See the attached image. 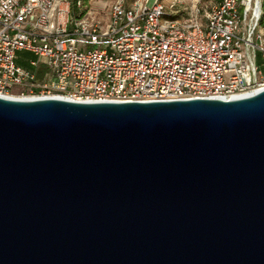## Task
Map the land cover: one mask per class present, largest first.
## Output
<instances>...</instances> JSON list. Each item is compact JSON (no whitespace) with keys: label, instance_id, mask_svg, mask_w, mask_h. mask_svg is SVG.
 Returning <instances> with one entry per match:
<instances>
[{"label":"water","instance_id":"water-1","mask_svg":"<svg viewBox=\"0 0 264 264\" xmlns=\"http://www.w3.org/2000/svg\"><path fill=\"white\" fill-rule=\"evenodd\" d=\"M0 264H264V90L0 96Z\"/></svg>","mask_w":264,"mask_h":264},{"label":"built area","instance_id":"built-area-1","mask_svg":"<svg viewBox=\"0 0 264 264\" xmlns=\"http://www.w3.org/2000/svg\"><path fill=\"white\" fill-rule=\"evenodd\" d=\"M57 1L0 0V96L151 102L264 90L262 0H219L185 26L167 19L161 0H119L106 28ZM21 52L37 56L34 69L18 64Z\"/></svg>","mask_w":264,"mask_h":264},{"label":"rangeland","instance_id":"rangeland-1","mask_svg":"<svg viewBox=\"0 0 264 264\" xmlns=\"http://www.w3.org/2000/svg\"><path fill=\"white\" fill-rule=\"evenodd\" d=\"M71 4L75 2V0H67ZM119 0H84L85 2V11L86 16L84 19L91 24H99L103 27H107L110 20L111 9L115 2ZM128 4H132L134 1L142 2V5H146L147 2H151L153 0H125ZM219 0H161V2L167 7L168 11V20H173L181 25H189L196 21H201L203 16L202 13L217 3ZM59 4V0L56 3L55 9L57 10ZM198 10L201 11L198 14ZM77 12L76 5H72V16H74ZM55 21H56V13H54ZM23 57H25V61H20V64L27 69H34L30 66L31 60H38L37 56L29 53V52H21L19 53ZM40 63L43 60H39ZM261 62V60H260ZM46 75H49V70L45 66H40L38 72V78L43 79ZM22 91V87L14 86L11 88V92L13 94L20 93Z\"/></svg>","mask_w":264,"mask_h":264},{"label":"trees","instance_id":"trees-1","mask_svg":"<svg viewBox=\"0 0 264 264\" xmlns=\"http://www.w3.org/2000/svg\"><path fill=\"white\" fill-rule=\"evenodd\" d=\"M79 1H81L82 2V4H83V9H79V7L77 6V3L79 2ZM73 4H75L76 5V9H77V12L75 11V15H74V17H77V16H79V15H85L86 14V11H85V2H84V0H75V2L73 3ZM73 4H71V11H72V5ZM262 12H263V15H264V0H262ZM25 58V57H24ZM18 64L20 65V66H22L21 64H20V61H19V59H18Z\"/></svg>","mask_w":264,"mask_h":264},{"label":"bare ground","instance_id":"bare-ground-1","mask_svg":"<svg viewBox=\"0 0 264 264\" xmlns=\"http://www.w3.org/2000/svg\"><path fill=\"white\" fill-rule=\"evenodd\" d=\"M256 92H252V93H248V94H245V95H241V96H236V97H233L231 99H238V98H245V97H250L252 95H254ZM8 98H13V99H20V100H24V99H40V98H33V97H27V98H21V97H8Z\"/></svg>","mask_w":264,"mask_h":264},{"label":"crops","instance_id":"crops-1","mask_svg":"<svg viewBox=\"0 0 264 264\" xmlns=\"http://www.w3.org/2000/svg\"><path fill=\"white\" fill-rule=\"evenodd\" d=\"M23 60L25 61V58L19 54V61H23Z\"/></svg>","mask_w":264,"mask_h":264}]
</instances>
